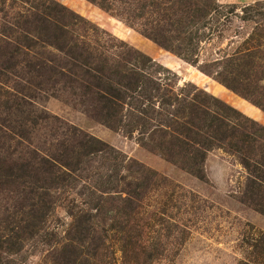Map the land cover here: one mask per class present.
<instances>
[{
  "label": "rangeland",
  "instance_id": "374dc122",
  "mask_svg": "<svg viewBox=\"0 0 264 264\" xmlns=\"http://www.w3.org/2000/svg\"><path fill=\"white\" fill-rule=\"evenodd\" d=\"M26 1L0 0V264H264V214L245 195L240 156L249 153L242 134L264 127V0ZM40 2L73 12L66 28L95 63L131 54L128 70L170 86L175 106L204 98L239 132L234 146L211 147L201 178L167 158L174 135L151 140L95 118L84 81L50 72L47 59H70L25 25ZM29 62L45 69L30 72ZM255 139L261 159L264 139ZM65 148L74 151L65 162L77 158L71 168L59 160Z\"/></svg>",
  "mask_w": 264,
  "mask_h": 264
},
{
  "label": "trees",
  "instance_id": "16d2710c",
  "mask_svg": "<svg viewBox=\"0 0 264 264\" xmlns=\"http://www.w3.org/2000/svg\"><path fill=\"white\" fill-rule=\"evenodd\" d=\"M31 7L35 9V11L28 16L29 18L26 19L25 25L27 27L30 26L33 30H35L36 26L40 34L37 39L47 46L54 47L61 54H65L70 59L69 63L71 66H62L56 64L53 59H47L48 64L52 63V65H55V68H49L50 72H52V74H60L61 68L63 71L62 73L66 72L72 74L86 82H81V86L77 85V87H83L84 91L82 95L89 96L92 99V103H95L94 106L91 105L93 109L89 111L95 118L102 121L104 120L108 124L116 123L121 127L124 126L129 132L139 130L141 135L146 134L151 140H156L154 136L160 132L162 134L158 135L162 138L174 135V141L171 142L172 144L167 145L164 143L163 146V151L167 158L201 178L203 177V162L206 159L207 151H209L211 147L220 144L225 145L228 140L229 144L234 146L232 140L239 135V132L235 130L228 133L227 130L224 129V126L219 123V121H221V119H219L220 116H213L208 110L204 98H201V101L196 103L197 105L193 104V106H191L192 109L188 108L187 105L182 102L176 103L175 106L173 102L175 99L171 93L170 86L167 84L165 85L158 79L155 80V78L150 75L141 73V70H139L135 64H133L134 67H132V69L128 70L129 67L126 62H131L133 59L137 60L138 57L128 54L126 59H122L123 62H115L113 60L100 59V57H98V63H95L92 60L93 55L89 52L87 47L77 42L76 39L71 36V32L66 28L70 25H68L65 19L68 18L72 21L71 24L73 25L75 24L73 21L75 15L72 14L73 12H65V6H58L57 4L48 5L40 2ZM33 46L34 45H32V47ZM133 53L139 55L136 51ZM89 58H91V61H89ZM28 64L29 68L27 69L30 72H38V67L45 69V63L44 65H38L29 62ZM15 66L19 67V62L9 63V68L11 70L16 69ZM72 66L81 72L84 71V74L88 75V78L80 75L78 71L74 70L75 72H73ZM58 67H60L59 71ZM47 79L52 81V86H56L58 83V78L52 77L50 74ZM66 87L67 85L63 88ZM184 105L191 110L190 112L192 115L190 114L183 122H179V119L184 118L183 114L185 110H187ZM171 106H175V108L171 110ZM125 108L127 109V114L125 116L129 118V121H126L121 115ZM149 108L154 110L152 113L153 116H150L151 113L148 112ZM157 109V112L164 111L166 114L159 116L156 114ZM231 109L234 110L233 108ZM39 118L47 119L48 117ZM151 119L155 123H153L152 128L147 131L148 126L152 124L150 121ZM24 120H30L34 124L37 123V119H28V117H26ZM171 120L172 123L175 121L176 124L180 126L175 132L168 129V127L172 126ZM23 131L26 130L23 129ZM253 134L254 136H251L245 131L242 134L243 141L241 139V143L243 142L245 144L249 152L243 154V151L240 150L241 161L250 172L245 195L249 197L250 203L252 201L256 203H251V205L257 206L256 208L264 214V151L261 152V159L256 158V152L253 147L254 142L257 141L255 139L256 136L264 139V127L256 129ZM18 135L25 138L26 133L21 132L18 133ZM86 143L87 144L80 142L79 145L81 147H84V145L93 147L89 142ZM143 144L146 145L144 142ZM262 149L264 150V148ZM69 151L74 152L70 148H65V159H59L62 165L67 168H71L73 163L70 158H76L74 153V155L70 156L69 160L65 162V160L68 159L67 154ZM36 171L41 173L51 172V170L44 167L38 168ZM135 188L136 189H132L130 192L138 194L137 189H142L143 185L136 184Z\"/></svg>",
  "mask_w": 264,
  "mask_h": 264
}]
</instances>
